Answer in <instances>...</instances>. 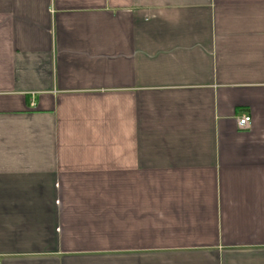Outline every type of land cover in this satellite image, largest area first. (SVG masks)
Here are the masks:
<instances>
[{"label":"crops","instance_id":"crops-1","mask_svg":"<svg viewBox=\"0 0 264 264\" xmlns=\"http://www.w3.org/2000/svg\"><path fill=\"white\" fill-rule=\"evenodd\" d=\"M0 264H264V0H0Z\"/></svg>","mask_w":264,"mask_h":264},{"label":"built area","instance_id":"built-area-1","mask_svg":"<svg viewBox=\"0 0 264 264\" xmlns=\"http://www.w3.org/2000/svg\"><path fill=\"white\" fill-rule=\"evenodd\" d=\"M237 128L239 130H246L251 125V117L249 115H241L236 121Z\"/></svg>","mask_w":264,"mask_h":264}]
</instances>
